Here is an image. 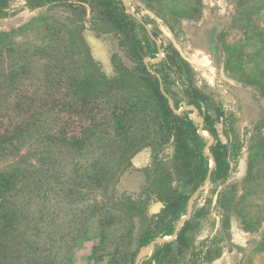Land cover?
<instances>
[{
    "label": "rangeland",
    "instance_id": "374dc122",
    "mask_svg": "<svg viewBox=\"0 0 264 264\" xmlns=\"http://www.w3.org/2000/svg\"><path fill=\"white\" fill-rule=\"evenodd\" d=\"M141 252L264 264V0H0V264Z\"/></svg>",
    "mask_w": 264,
    "mask_h": 264
},
{
    "label": "trees",
    "instance_id": "16d2710c",
    "mask_svg": "<svg viewBox=\"0 0 264 264\" xmlns=\"http://www.w3.org/2000/svg\"><path fill=\"white\" fill-rule=\"evenodd\" d=\"M154 81L156 82V85L158 86L159 83H160V82H159V79H158L157 77H155V78H154ZM160 98L162 99V101L166 102V104H167V98L164 96V94H160ZM188 121H190V120H188ZM209 124H210L209 119H206V120H205L204 127H205V128H208ZM190 127H191V129H192V134H193L195 140L197 141L198 145H199V143H200L201 140H204L205 142L208 141L207 138H203V137H201V136L198 134V132H197V128L195 127V125H194L191 121H190ZM211 152H213V153H215V154L217 155V164H219V163H220V159H219V157H218V152H217L216 149H214V148L211 149ZM217 166H218V165H217ZM208 169H209V166L206 167V168H201V169H200V175H201V178H202V179H205V178L207 177V175H208ZM217 169H218V167H217ZM215 173H216V172H215ZM215 173L213 172V175H214ZM186 207H187V201L184 202V203H182V205H181V209H185ZM180 211H181V210H180ZM147 239H149V237H146V238L144 239V242L147 241ZM169 244H170V243H166V245H169ZM166 245H165V246H166Z\"/></svg>",
    "mask_w": 264,
    "mask_h": 264
},
{
    "label": "water",
    "instance_id": "95a60500",
    "mask_svg": "<svg viewBox=\"0 0 264 264\" xmlns=\"http://www.w3.org/2000/svg\"><path fill=\"white\" fill-rule=\"evenodd\" d=\"M165 95H166V93H165ZM191 209H192V208H191ZM180 225H181V223L179 224V227H180ZM148 250H149V249H148ZM143 254H144L143 252L140 253V256H139V259H138V261H137V264H138L140 258L143 256Z\"/></svg>",
    "mask_w": 264,
    "mask_h": 264
}]
</instances>
